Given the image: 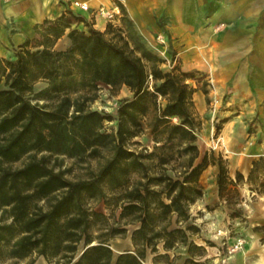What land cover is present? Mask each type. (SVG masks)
Returning <instances> with one entry per match:
<instances>
[{
  "label": "trees",
  "instance_id": "16d2710c",
  "mask_svg": "<svg viewBox=\"0 0 264 264\" xmlns=\"http://www.w3.org/2000/svg\"><path fill=\"white\" fill-rule=\"evenodd\" d=\"M122 22L126 34L113 24L103 32L69 10L38 25L36 36L14 48L12 56L0 55L1 258L37 254L54 264H145L149 251L153 264H206L204 247L190 240L200 231L191 206L204 196L201 175L209 166L218 168L219 197L228 206L235 204L244 176L238 172L233 179L227 159L214 150L201 155L197 88L189 82L195 73L162 69L164 59L131 21L123 17ZM79 23L88 30L74 27ZM64 36L69 45L56 48ZM39 81L46 86L36 91ZM101 84L132 92L119 101L116 115L90 106ZM108 121L116 122L114 130L104 129ZM146 128L153 148L130 147ZM52 156H104L105 161L87 177L72 180L51 165ZM263 161L254 164L248 182H254ZM91 201L120 209L118 218L111 221L90 207ZM127 225H136L134 249L116 255L110 241L125 237ZM180 246L190 255L183 263L171 257Z\"/></svg>",
  "mask_w": 264,
  "mask_h": 264
},
{
  "label": "crops",
  "instance_id": "0c3cea01",
  "mask_svg": "<svg viewBox=\"0 0 264 264\" xmlns=\"http://www.w3.org/2000/svg\"><path fill=\"white\" fill-rule=\"evenodd\" d=\"M75 2L84 3L89 9L82 10ZM101 7L114 12L115 18L110 21L97 14ZM69 10L84 16L90 25L103 32L109 24L123 27L122 18L126 17L169 65L194 72L195 79L189 82L197 88L194 103L198 116L206 111L208 98L199 85L206 78L211 79L214 93L223 105L217 152L228 160L233 179L238 172L244 176L239 185L244 210L250 212L247 217L253 226L264 228V195L257 194L256 187L248 182L254 164L264 159V0H0V55L8 57L11 50L36 36L38 25ZM74 27L88 30L83 23ZM159 36L164 43L159 42ZM61 41L67 44L63 48H59ZM68 45L64 36L56 48L65 49ZM209 172L207 169L203 172L200 182ZM259 177H264V171ZM255 195L260 199L252 201L251 196ZM196 205L203 210L212 207L198 218L205 225L217 224L221 217L229 218L226 202L219 197L216 176ZM199 226L207 238L222 239L205 233L200 223ZM234 226L236 232L245 230L247 247L226 256L224 264H256L254 257L264 251L261 241L264 230L248 228L239 221ZM206 240L198 243L204 247L201 260L219 264L224 249L220 251L218 242L209 247ZM236 240L237 237L229 238L233 244Z\"/></svg>",
  "mask_w": 264,
  "mask_h": 264
},
{
  "label": "rangeland",
  "instance_id": "374dc122",
  "mask_svg": "<svg viewBox=\"0 0 264 264\" xmlns=\"http://www.w3.org/2000/svg\"><path fill=\"white\" fill-rule=\"evenodd\" d=\"M125 29V34H126V26L122 25ZM116 28H118L119 26H114ZM136 30V29H135ZM138 33V32H137ZM139 35V33H138ZM109 37H114V33L111 32L109 35ZM140 36V35H139ZM140 38L144 41V43L157 55H159L161 58L164 59V62L161 63V68L164 69L165 71H170L173 69L172 65H169L168 61L165 60V58L163 57V55L160 54V52H158L154 47H152L150 44L148 45L147 41L144 39L143 36H140ZM33 48L36 45V41L33 42ZM66 42L64 43V41H61L59 48H63L64 46H66ZM14 53V49L11 50V53L9 54L8 57L12 56V54ZM204 78V77H202ZM204 80V79H203ZM152 80H150V85H152ZM46 86V83L44 81H39L36 84V91L41 90L42 88H44ZM199 86H201V88L206 89L208 91V98L206 99L207 101V109L204 112V114L198 116L199 119L201 120V129L199 131L198 134V145L200 147L201 150V155H204L205 152H209L211 150H214L216 152V154H222L221 152H217V149H219V144H221V129H222V112L223 111V105L221 104L220 101H218L214 91H215V86L214 84L211 82L210 78H206L203 81V84H200ZM213 93V94H211ZM132 93H130L124 86H122L119 89H112L110 86L101 84L100 87L97 90V95H96V99L90 104L92 109L95 110H99V111H103L106 113H110L113 115H116V110H117V106L119 104V101L124 98V97H129L131 96ZM160 101L162 103H164L165 101L163 99H160ZM225 104V103H223ZM218 127H220V129L218 130ZM116 128V122L114 121H108L105 122V126L104 129L106 131H112ZM155 142L152 138L151 132L148 128L145 129V132L141 135L138 136L136 138H134L131 142H130V147L134 148V149H141L143 147H147L152 149L154 146ZM104 155H107V151L103 152ZM223 155V154H222ZM223 157L226 159V157L223 155ZM27 158L25 157L24 159H22L21 161L17 162L14 166H20L21 164H23L24 161H26ZM105 161V157H97V158H92V157H88L85 159H74V158H69V157H59L56 158V156H52L50 158V163L51 165H53L56 169H62L65 174L66 177H68L69 179L75 180V179H79V178H85L88 176L89 172L92 170H98L100 168V166L104 163ZM228 161V160H227ZM209 172V176L208 177H204L201 184L204 187V191H206L207 187L210 186L212 184V177L213 176H217L218 173V168L216 166H209L207 168ZM264 171V161L261 162V169L259 171V173ZM202 176V175H201ZM263 184H264V177L260 178L259 175L254 178V182H253V188L256 187L257 194H259L260 196L264 195V191H260V189L263 188ZM240 192V190H239ZM260 198L255 195V196H251V200L252 201H257ZM234 200L236 201L235 204L233 205H229L226 202V205L228 207V216L229 218H227L225 216L224 219H221L223 217H221L219 219V223L217 224H212V225H205L204 223L199 222L198 218L201 216H204V214H206L208 212V210H211L212 207H208L207 210H203V209H199L198 205L193 204L191 206V214L194 217L192 223L199 226V223L202 226V229L205 231V233H211L213 235H218L219 237H222V239H218L216 237H212V238H207L208 236H204L201 228L200 231L198 233H193L190 236V240H192L194 242V245L199 246L198 243L202 240V239H207V245L209 247L211 246H216L217 242L220 245V251L222 252V248L224 249V251L222 252V257L223 259L219 261V264H224L226 263V256H230L233 255L235 253H237L238 251L244 250L247 247V237L245 235V230H241V231H235V223L237 221L239 222H243V224L250 228L252 227L254 230H264L263 227L261 226H253L251 223V219L248 218L247 216L250 214V212H246L244 210V205H243V199L241 197V193L239 194V196H234ZM248 203H250V200L248 201ZM89 206L93 207L94 209L103 212L104 214L108 215L111 217V221H114V218H118L119 213H120V209H113V208H107L106 204L103 201L100 202H95V201H91L89 202ZM234 211H239L241 212L240 217H235L233 218L231 216V214ZM2 214V209H0V216ZM226 214V215H227ZM115 216V217H113ZM115 219V220H116ZM197 219V220H196ZM136 225H127L126 228L128 229V232L126 234L125 237H116L114 239H112L110 241L111 247L113 248L115 254H119L122 251H126V250H133L134 246L132 244L131 241V234L132 231L135 229ZM264 232V231H263ZM231 237H242L245 239V244L243 246L242 249L233 252L232 254H229V249L234 245L232 242H229V238ZM262 244H264V236L261 239ZM225 242V244H224ZM196 246H194L193 251L195 253H199L201 252L200 249L196 248ZM161 247V246H160ZM83 251V244L80 245L79 247V253L77 254V256H79V254ZM175 255L178 256L177 262L179 263H183L184 260L189 257V250L188 247L185 246H180L176 251L171 252V257H174ZM153 257L154 255L148 251V255L147 258L145 259V264H153ZM225 258V260H224ZM255 263L256 264H264V251L262 252L261 255H257L256 257H254ZM253 260V261H254ZM0 264H54L48 262L43 256H39L37 254H33L32 256L25 258V259H9V258H1L0 257Z\"/></svg>",
  "mask_w": 264,
  "mask_h": 264
},
{
  "label": "built area",
  "instance_id": "2783aa9c",
  "mask_svg": "<svg viewBox=\"0 0 264 264\" xmlns=\"http://www.w3.org/2000/svg\"><path fill=\"white\" fill-rule=\"evenodd\" d=\"M74 4L76 6H78V7H80L82 10H88L89 9V7L86 4H84V3L75 2ZM96 13L107 17L110 21L115 18V13L114 12L107 11L103 7L99 8ZM158 40L161 43L165 42L164 38L161 37V36L158 37ZM244 244H245V239L244 238H242V237L237 238V240L234 243V245L229 249V251H228L229 254H232L233 252H236V251L242 249Z\"/></svg>",
  "mask_w": 264,
  "mask_h": 264
},
{
  "label": "water",
  "instance_id": "95a60500",
  "mask_svg": "<svg viewBox=\"0 0 264 264\" xmlns=\"http://www.w3.org/2000/svg\"><path fill=\"white\" fill-rule=\"evenodd\" d=\"M93 244H95V243H93Z\"/></svg>",
  "mask_w": 264,
  "mask_h": 264
}]
</instances>
